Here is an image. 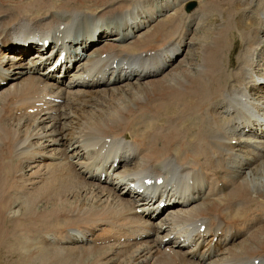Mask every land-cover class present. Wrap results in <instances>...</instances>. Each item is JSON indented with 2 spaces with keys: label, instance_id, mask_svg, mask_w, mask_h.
Instances as JSON below:
<instances>
[{
  "label": "bare ground",
  "instance_id": "bare-ground-1",
  "mask_svg": "<svg viewBox=\"0 0 264 264\" xmlns=\"http://www.w3.org/2000/svg\"><path fill=\"white\" fill-rule=\"evenodd\" d=\"M103 1L0 0V118H6L7 108L12 110L9 124L0 122V264H114L115 257L121 259L116 264H255L256 259L264 264V161L238 173L236 167L248 163L235 160L241 138L231 142L242 124H255L226 83L235 43L227 44L226 62L217 46L199 56L203 87L194 83L198 80H193L191 60H182L168 72L151 64L141 69L137 56L159 49L166 54L167 43L178 37L186 41L193 18L180 32L177 12L158 19L162 10L156 16L141 11V0ZM113 20H123V36L96 49L85 68L87 80L76 75V87L87 86L85 91L60 88L62 103L25 111L56 91L50 79L64 78V72L44 69L48 60L55 62V51L63 46L69 49L68 61L81 58L73 46L85 50L99 22L110 26ZM78 23L87 27L73 35ZM102 33L106 28L95 36L98 45ZM41 35L52 37L55 46L62 42L50 49L53 40L48 38L49 44L38 47L26 64L21 63L26 52L20 51L21 59L9 66L11 70L5 67L4 47L12 38L24 42ZM255 49L236 59L252 63L249 55ZM125 55L138 62L132 64ZM74 92L79 93L69 95ZM68 128L81 138L72 143L73 159L66 152L44 154L43 147L62 143L66 134L61 130ZM256 135L247 139H258L257 146L264 148V129ZM76 145L89 150H76ZM30 152V157L36 153L39 164L25 163ZM133 159V167L121 166H130ZM101 170L125 172L141 187L144 178L164 175L160 201L178 203L176 213L156 223L162 211L153 201L156 184L146 186V194L132 189L131 196H140L142 202L133 206L132 199L119 197L113 187L97 185ZM226 176L234 177L236 189L210 185L222 183ZM89 179H95V185ZM253 213L255 217H249ZM199 221L207 223L204 233L195 228ZM218 229L223 234L215 240ZM113 248L136 254L122 255Z\"/></svg>",
  "mask_w": 264,
  "mask_h": 264
},
{
  "label": "rangeland",
  "instance_id": "rangeland-1",
  "mask_svg": "<svg viewBox=\"0 0 264 264\" xmlns=\"http://www.w3.org/2000/svg\"><path fill=\"white\" fill-rule=\"evenodd\" d=\"M86 1L93 2L94 0H86ZM99 1L100 3L104 2L103 0H99ZM208 1L209 2L206 4V6L204 4H201V11L203 12L205 10V16L202 18V20L197 22L196 25L195 24L192 25L193 21L189 23V26H192V32L191 34H187V37L189 35L193 37V42L191 41L192 43H190L189 41L190 36L188 37V39H185V40L188 41V44H187L188 46L192 45V49H196L194 50V53H193L194 55L198 53V55L200 56L202 52L206 51L208 48L215 47V46H217L219 52H223V51L228 52V50L230 49V46L227 44L230 42L235 43L233 45L234 51H235L236 42L234 41L239 38L242 39V42L240 44L241 48L237 55H244L249 50H251L252 46L255 47V45L253 44H251L252 45L251 46L250 42H252L251 41L252 39L253 40L259 39L258 35L251 36L252 35L251 33H247L244 35L242 34V32L239 29H243L244 27H242V25L240 24V20L237 21V19H234L235 10H234L233 4L231 3L223 4L219 0H208ZM239 8H240L239 12L242 11L243 4L240 3ZM226 12H227V15L225 16L224 14ZM178 16L181 17L179 14ZM249 17L251 21H254L253 19H251V16ZM243 19L244 18H242L241 20ZM140 22L141 20L139 21V23ZM194 25H195V28H194ZM259 28L262 29V26H260ZM249 31L251 32L252 30H249ZM218 39L219 41H216ZM224 56H226V53L224 54ZM64 91H69V90H64ZM1 137L2 135L0 136V141H1ZM98 232L99 231L94 230L93 234H97ZM117 259L119 261H116ZM120 261H121L120 258L115 257L114 264L119 263Z\"/></svg>",
  "mask_w": 264,
  "mask_h": 264
}]
</instances>
